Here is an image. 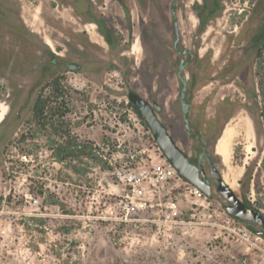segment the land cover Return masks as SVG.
<instances>
[{"label": "rangeland", "instance_id": "1", "mask_svg": "<svg viewBox=\"0 0 264 264\" xmlns=\"http://www.w3.org/2000/svg\"><path fill=\"white\" fill-rule=\"evenodd\" d=\"M78 1L0 0V120L18 107L27 78L44 58L19 34L26 28L18 17L38 39L50 38L62 59L75 61L82 45L84 61L82 72L62 68L54 73L51 79H59V92L54 82L42 88L46 118L34 116L30 109L16 130L0 128V264H259L264 239L253 232L255 246L247 247L227 229V202L219 194L202 207L178 180L159 188L152 208L124 217L114 206L120 190L110 173L113 166L164 158L147 139L150 132L128 104L125 91L133 87L157 98L165 103L167 117L180 122L173 117L175 63L166 53L172 41L170 9L177 12L181 38L189 46L196 24L191 7L198 0H93L94 11L105 13L119 35L122 23L114 51L94 33L101 47L86 42L72 5ZM119 1L130 12L133 35L124 29L127 18ZM220 5L207 30L196 36L202 62L197 66L194 116L205 115L214 125L221 121L217 113H235L224 145L218 147V166L232 189L264 215V132L254 133L245 111L252 112L254 106L244 94L254 63L264 68V43L260 56L251 61L249 75L228 84L211 76L230 75L222 69L224 59L229 63L233 56L240 58V47L228 57L223 39L252 12L258 19L264 0H227ZM8 45L10 64L5 59ZM78 144L87 145L84 156L61 158L65 149H80ZM168 201L176 204L175 214L166 206Z\"/></svg>", "mask_w": 264, "mask_h": 264}, {"label": "flooded vegetation", "instance_id": "2", "mask_svg": "<svg viewBox=\"0 0 264 264\" xmlns=\"http://www.w3.org/2000/svg\"><path fill=\"white\" fill-rule=\"evenodd\" d=\"M225 1L227 0H198L196 4L192 3L191 10L193 11V17L196 18V24L192 25L194 26L193 33H195V37L194 39L189 40V46L185 45L181 38V27L177 12L172 6L171 9L169 8L171 14L170 23L172 25V41L170 47L172 52L170 50H168V52L165 50V52L168 53L167 55L169 59L173 58L175 63L173 66V73L177 79V93L175 96L177 113L173 117H178L180 122L175 123L169 119L170 117H167L165 103L160 102L157 98L152 97L149 94L148 96H145L133 87H129L125 91V95H127L128 91L138 94L153 107L156 117L166 128L167 132L171 135L176 145L185 153V155L189 157V159L194 164L202 167L203 174L205 175L204 178L210 186L211 195L213 196L214 194H219L222 198L223 196L216 190L218 181L216 177L211 176V168L217 172L218 177H221L226 182L217 162L218 158H220V155L218 154L220 153L218 146L222 135L224 134L225 130H227V126L235 117V113L229 116L228 114L225 115L217 113L216 119L218 120L220 118L221 121L220 123L216 122L213 125L209 123L205 115H199L198 118H195L193 99L194 89L198 84L199 78L197 66L202 62L200 55V40L197 41L196 36H201L207 30V22L216 17V13L221 7L220 4ZM92 2L93 0H79L78 4H72L75 6V15L83 26L82 30L85 31V40L89 45L101 47V45H99L96 40H93L94 33L96 36L102 39V41L107 46V50L114 51L116 50V45L119 42L120 37H122V23L119 24V22L117 26L118 32H120L119 35V33L115 31V27L111 26V24L108 22L105 13L102 11H100L101 13H96L94 11ZM120 6L123 8L125 17L127 18V21L124 24V29L133 35V25L130 23V12L125 4L120 3ZM0 7L3 8V6ZM68 7H72L71 4ZM241 10L244 11L245 9ZM241 10L239 12H241ZM253 10L256 11L257 9ZM19 18L20 17H18V22H21L22 27L26 28L24 32L19 34H22L25 40L36 45L43 54L44 58L38 62L33 74L27 78L28 83L19 97L18 107L11 113H4L5 115H2L0 120V128L4 132H7L11 129V131L14 129L16 130L28 110L31 109L33 115L36 116L34 113L36 99L39 96L47 99V96H43V89L52 87L53 82L56 85L58 84L59 79H51L55 72H58L62 68H64L65 71H71L75 73L82 72L84 62L81 57V53H83L81 51L83 49L82 45H78L79 57H77L75 61L62 59L61 55L57 54L54 50L52 40L50 38L38 39L39 37H36L37 33L30 30L22 19H20L22 21H19ZM245 20L246 21L242 23V25L234 34H232V32L235 31L236 28H233V30L229 31V33L232 35H229V37H225V39H223L224 54L227 52L228 57H231L229 52H233V48L240 47L239 51L241 57L238 58L233 56L230 58L231 60L229 63H226V61L229 59H224L225 65L222 69L228 70L230 75L226 76L225 73H215L211 75L213 80L221 79L223 82H225V84H228L234 82L239 76L242 77L245 75L247 76V74L249 75L250 70L253 68L251 64L252 59L260 56L264 43V11L260 12V17L258 19H256V13L252 12L250 15L245 17ZM7 24L11 26V24ZM87 26L90 27L92 31H90ZM83 34L84 33H81V35ZM11 35H14V33ZM8 46L9 48L5 50L6 64L12 63V58L9 55L11 48L10 45ZM249 52H251L250 56H248ZM254 65L255 69L252 73L253 78L251 82H248L244 94L248 100L251 99L254 106L252 112H249L248 109L245 111L248 114L254 133L256 134L259 129L264 132V68L257 66L255 63ZM33 66L35 68V65ZM111 67H114V65ZM39 88L41 89L39 90ZM211 150H213L218 156H213L210 152ZM199 177H202V173H200V171ZM235 194L245 205L254 208L263 215L262 210L255 205H251L244 194L241 193L240 195L236 192ZM227 204L228 202L226 205ZM247 227L253 232L256 231L252 225H247ZM259 230L264 231V227H259ZM259 236L264 239L263 234H260Z\"/></svg>", "mask_w": 264, "mask_h": 264}, {"label": "built area", "instance_id": "3", "mask_svg": "<svg viewBox=\"0 0 264 264\" xmlns=\"http://www.w3.org/2000/svg\"><path fill=\"white\" fill-rule=\"evenodd\" d=\"M147 139L152 141L153 145H156L151 134L149 135L148 133ZM110 173L120 190L117 193L114 206L117 208L118 213L124 215V217L152 208L154 204L151 201L164 183L170 181L174 183L181 180L164 158H162V161L153 162L150 160L149 163H147V160L142 162V159L136 164L123 162L118 166H113ZM181 182L184 191H187L194 199V204L204 207V202L207 198L200 189L182 180ZM166 206L170 209L171 213H176V204L173 201H168ZM208 215L210 216V214ZM224 222L227 229L245 243L247 247L255 246L253 231L244 225L242 221L229 215L224 219ZM260 250L262 251V257L259 264H264V249Z\"/></svg>", "mask_w": 264, "mask_h": 264}, {"label": "water", "instance_id": "4", "mask_svg": "<svg viewBox=\"0 0 264 264\" xmlns=\"http://www.w3.org/2000/svg\"><path fill=\"white\" fill-rule=\"evenodd\" d=\"M126 98L128 102L139 110L154 143L181 180L197 187L206 198L210 199L212 196L210 186L204 178L205 175L203 174L202 167L194 164L176 145L171 135L156 117L153 107L132 91L127 92ZM199 171L202 173V177H199ZM211 176L217 178L216 190L227 200L228 204L225 210L229 215L238 218L246 224L264 227V215L254 208L245 205L237 197L232 188L221 177H218L217 172L212 168ZM255 234L256 236L260 234L264 235V231L256 229Z\"/></svg>", "mask_w": 264, "mask_h": 264}, {"label": "trees", "instance_id": "5", "mask_svg": "<svg viewBox=\"0 0 264 264\" xmlns=\"http://www.w3.org/2000/svg\"><path fill=\"white\" fill-rule=\"evenodd\" d=\"M54 91H56V92L60 91V88H59L58 84L56 85ZM128 104L133 108V111L138 115V117L144 123L143 118H142L140 112L137 110V108L134 107L130 102H128ZM45 107H46V99L39 96L36 99L35 105H34V113H35V115L41 117V119L42 118H46V116L44 115ZM78 146H81V145L78 144ZM86 149H87V145H85V144H83L80 149H75V148H71V149H68V150L65 149L64 151H66V153L64 155H62L61 158H65V157L74 158V157H77L80 154L84 156L86 154ZM89 153H90V151H88L87 154H89Z\"/></svg>", "mask_w": 264, "mask_h": 264}, {"label": "bare ground", "instance_id": "6", "mask_svg": "<svg viewBox=\"0 0 264 264\" xmlns=\"http://www.w3.org/2000/svg\"><path fill=\"white\" fill-rule=\"evenodd\" d=\"M227 133H228L227 130H225L224 134L222 135V137H221V139L219 141V146H218L219 148H222L223 147L224 141H225V139L227 137ZM221 153H222V150H221Z\"/></svg>", "mask_w": 264, "mask_h": 264}]
</instances>
